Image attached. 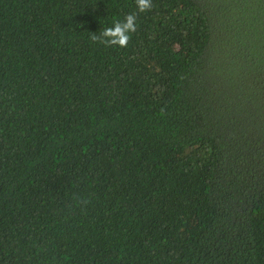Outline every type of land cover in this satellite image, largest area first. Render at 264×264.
Returning <instances> with one entry per match:
<instances>
[{"label": "trees", "instance_id": "trees-1", "mask_svg": "<svg viewBox=\"0 0 264 264\" xmlns=\"http://www.w3.org/2000/svg\"><path fill=\"white\" fill-rule=\"evenodd\" d=\"M0 0V264H264V0Z\"/></svg>", "mask_w": 264, "mask_h": 264}, {"label": "clouds", "instance_id": "clouds-1", "mask_svg": "<svg viewBox=\"0 0 264 264\" xmlns=\"http://www.w3.org/2000/svg\"><path fill=\"white\" fill-rule=\"evenodd\" d=\"M137 12L125 16L123 21L116 20L112 27L92 33L90 39L93 43H99L105 47L126 48L132 34L137 31V15L152 10V0H135Z\"/></svg>", "mask_w": 264, "mask_h": 264}]
</instances>
